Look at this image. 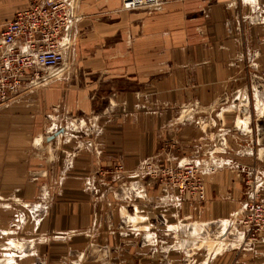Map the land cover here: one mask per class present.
<instances>
[{"label":"rangeland","instance_id":"rangeland-1","mask_svg":"<svg viewBox=\"0 0 264 264\" xmlns=\"http://www.w3.org/2000/svg\"><path fill=\"white\" fill-rule=\"evenodd\" d=\"M166 1L125 10L121 0L115 13H100L104 4L88 6L87 13L99 10L94 16L111 23L122 19L120 12L164 10ZM220 1L230 6L226 35L237 42V48L220 45V50L227 51L228 69L222 71V79L213 87L214 101L205 108L189 92L183 104L159 101L152 93L145 111L160 114L168 108L172 116L163 128L159 150L132 168L107 152L103 139L109 121L121 122L131 117L133 109L143 108L142 76L129 63L134 38L123 26L118 27L120 37L115 34L84 42L77 34L76 42H70L64 71L50 81L57 82L52 84L53 94H47L51 103L40 113V147L33 149L38 158L27 165L28 179H34L36 193L32 197H24L22 192L8 197L0 193V264H186L185 258L196 242L202 247L199 257L203 260L205 248L214 247L213 231L208 229L203 214L208 209L207 176L228 170L238 178L243 206L250 200L264 201V55L260 58V48L264 50V0ZM209 19L210 13L205 11L199 35L200 41L213 48L207 29ZM94 42L123 47L115 58L111 53L106 55L119 63L118 68H84L85 61L96 58L93 52H84L89 46L94 48ZM158 43L152 39V44ZM78 46H83L81 53ZM164 58V54L152 55L151 70L146 72L151 90L174 73L170 64L158 63ZM192 72L187 71V88L196 93L198 83ZM45 86L48 84L41 87ZM205 89L200 94H205ZM127 91L134 94V103L123 99ZM37 99L33 97L29 103ZM35 103L27 108L37 107ZM183 123L202 129L199 142L182 144L179 130ZM60 128L66 131L49 140ZM30 154V150L25 154L28 160ZM186 164L195 165L196 171L190 190L180 193L173 186L175 179L171 182V174L166 171L184 174L187 170L180 166ZM199 185L205 192L203 200L196 198ZM163 197L168 207L163 208ZM176 197L185 202L179 217H174ZM221 226L227 230L228 221L223 220Z\"/></svg>","mask_w":264,"mask_h":264},{"label":"crops","instance_id":"crops-1","mask_svg":"<svg viewBox=\"0 0 264 264\" xmlns=\"http://www.w3.org/2000/svg\"><path fill=\"white\" fill-rule=\"evenodd\" d=\"M32 1L0 0V30L15 18L18 11L26 9ZM76 4L80 17L74 28L69 31V39L72 38V41L77 38V34L81 41H83L82 37L86 40L84 42H93L91 39L98 41L99 38L103 39L109 36L112 38L115 34L120 37L118 27L123 26L128 29L129 36L132 35L134 38L135 43L132 51L129 52L132 54L129 63L131 69L140 71L142 76L140 82L143 84V108L133 109L131 117L122 119L121 122L119 119L109 121L103 140L106 151L114 155L117 161L122 160L130 168L135 167L141 159L150 157L159 150L162 145L163 128L172 116V111L168 108L162 110L160 114L145 111V104L151 100L152 93L153 96H158L159 101L169 100L182 104L190 93L191 98L194 95L205 108L210 107L207 106V103L214 101L213 87L218 84L216 81L222 79L219 77L222 71L228 69L227 57H225L227 51L226 49L220 50V45L225 44L228 48H237V42L226 35V21L230 18V6L227 1L220 0L217 2H212V0H167L163 5L164 10L154 13L145 11L146 9L140 13L120 12L118 14L122 19L119 17L114 22L106 23L103 18L94 16V14H98L96 12L99 10L94 14L87 13L88 6L104 4L105 9H101L100 13L106 15L107 10L115 13V9L121 5V0H77ZM108 5L114 8L106 9ZM205 11L210 13L207 29L214 41L213 48L207 47L208 44L200 41L199 26L204 23L201 22V19ZM256 33H259V29L256 30ZM152 39L158 40L160 44H152ZM97 43H93L94 48L89 46L84 49V52H93L96 56V58H92L93 61H85L84 68L100 71L118 68L119 63L110 61L106 55L111 53V58H115V55L123 47L114 46L112 43L98 46ZM71 45L67 49L68 55L71 53ZM167 45L169 48H166ZM81 47L78 46L79 53H81ZM72 50L78 52L77 47ZM90 50L92 51L89 52ZM155 54H164L165 58L158 63L161 62V65L166 64V66L170 64L174 73L167 79L157 82L156 85H153V88L156 87V89L151 90L152 83H150L149 74L146 72L151 70L152 55ZM260 55V58L263 59L264 50L262 48H260ZM165 59L169 61L164 62ZM166 66L159 68L165 69ZM61 68L64 71L65 67ZM187 71H193L191 75L196 74L194 78L198 83L197 87L195 86L196 93L187 88L189 85L188 79H186ZM192 80L193 78L190 79V83ZM53 83L57 82L53 81L48 86L38 87L32 90L29 95L23 93L16 102L0 110V193L3 196L19 195L16 193L22 192L24 197H32L36 193L34 179H28L30 174L27 171V165L28 161L33 163L34 158H38L34 156L33 149L40 147L37 145L40 113L45 105L51 103L48 101L51 100L50 97L48 99L47 96L52 93ZM204 87H207L206 93L200 94V90ZM124 94L123 99L134 103L136 99L132 92L127 91ZM33 97L38 99L29 103ZM33 102H38L35 103L37 107L27 108ZM183 124L179 130L182 144L192 145L193 140L199 142L202 129L192 124ZM55 133L54 131L51 134ZM28 150L31 152L29 160L25 156ZM229 172L221 170L215 175H211L212 177L207 176L208 209L203 214L207 219L208 229L213 231L214 247L212 249L206 247L205 258L201 260L199 254H201L202 247H197L199 243L196 242V247L189 255L187 254L188 258H185L187 259L186 264H264V242L250 243L242 232V226L236 222L244 201L241 195L239 196L238 178ZM213 181L217 183L214 184ZM261 194L264 196V183L261 187ZM161 200L166 204L163 208L168 207V200L165 197ZM176 200L178 201L173 199V208L176 210L174 217H179L185 202H181L177 197ZM236 216L237 218L234 219ZM164 220L167 221L166 218ZM223 220L228 221L227 230L221 228ZM177 264L183 263L181 261Z\"/></svg>","mask_w":264,"mask_h":264},{"label":"built area","instance_id":"built-area-1","mask_svg":"<svg viewBox=\"0 0 264 264\" xmlns=\"http://www.w3.org/2000/svg\"><path fill=\"white\" fill-rule=\"evenodd\" d=\"M77 0H33L17 12L15 18L0 30V110L16 102L26 90H35L50 82L45 77L51 69L63 67L71 45V31L79 20ZM125 10L160 5L163 0H122ZM187 172L171 174L173 186L180 192L190 190L196 166L181 165ZM196 198L203 200L202 185ZM237 218L234 217V219ZM250 243L264 242V201L246 202L236 221Z\"/></svg>","mask_w":264,"mask_h":264},{"label":"bare ground","instance_id":"bare-ground-1","mask_svg":"<svg viewBox=\"0 0 264 264\" xmlns=\"http://www.w3.org/2000/svg\"><path fill=\"white\" fill-rule=\"evenodd\" d=\"M134 1H139V0H134ZM62 68L60 67V68H57V69H51L50 71H49V74L45 77V79H47L49 76H58V75H60L61 74V72H62ZM53 78H51V79H49V80H52ZM50 82H48L47 84H49ZM46 84V85H47ZM197 229H199V228H196V230Z\"/></svg>","mask_w":264,"mask_h":264},{"label":"water","instance_id":"water-1","mask_svg":"<svg viewBox=\"0 0 264 264\" xmlns=\"http://www.w3.org/2000/svg\"><path fill=\"white\" fill-rule=\"evenodd\" d=\"M66 130L64 128H61L59 131H57L53 136L49 137V140L54 139L55 137H57L58 135H60L61 133H64Z\"/></svg>","mask_w":264,"mask_h":264}]
</instances>
